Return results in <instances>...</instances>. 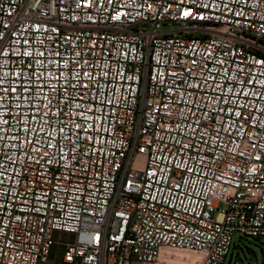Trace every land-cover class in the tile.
<instances>
[{"label": "built area", "instance_id": "2783aa9c", "mask_svg": "<svg viewBox=\"0 0 264 264\" xmlns=\"http://www.w3.org/2000/svg\"><path fill=\"white\" fill-rule=\"evenodd\" d=\"M55 232L67 264L264 238V0H0V264Z\"/></svg>", "mask_w": 264, "mask_h": 264}, {"label": "rangeland", "instance_id": "374dc122", "mask_svg": "<svg viewBox=\"0 0 264 264\" xmlns=\"http://www.w3.org/2000/svg\"><path fill=\"white\" fill-rule=\"evenodd\" d=\"M178 28H180L178 25H174L170 28L164 27V30ZM252 253L256 254L254 259L251 257ZM232 257L233 259H243L247 264H264V238L236 234L227 258V264L230 263ZM175 259L173 262L178 260V258Z\"/></svg>", "mask_w": 264, "mask_h": 264}, {"label": "crops", "instance_id": "0c3cea01", "mask_svg": "<svg viewBox=\"0 0 264 264\" xmlns=\"http://www.w3.org/2000/svg\"><path fill=\"white\" fill-rule=\"evenodd\" d=\"M55 245L53 246L50 254L48 264H67L63 256L66 246L74 241V235L55 232L54 233Z\"/></svg>", "mask_w": 264, "mask_h": 264}, {"label": "bare ground", "instance_id": "6f19581e", "mask_svg": "<svg viewBox=\"0 0 264 264\" xmlns=\"http://www.w3.org/2000/svg\"><path fill=\"white\" fill-rule=\"evenodd\" d=\"M165 257L169 258L170 257V254H166ZM190 257L197 258V256H195L194 254H192L190 252H179V253L175 254L174 256H172L171 258H173V260H176L175 258H178V260L175 261V262H178L179 260H182V259H185V258H190ZM170 259H168V261Z\"/></svg>", "mask_w": 264, "mask_h": 264}, {"label": "water", "instance_id": "95a60500", "mask_svg": "<svg viewBox=\"0 0 264 264\" xmlns=\"http://www.w3.org/2000/svg\"><path fill=\"white\" fill-rule=\"evenodd\" d=\"M251 257L254 259L256 257V254L255 253H252L251 254Z\"/></svg>", "mask_w": 264, "mask_h": 264}]
</instances>
